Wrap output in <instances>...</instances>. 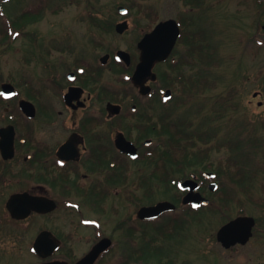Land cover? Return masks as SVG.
I'll list each match as a JSON object with an SVG mask.
<instances>
[{
  "label": "flooded vegetation",
  "instance_id": "1",
  "mask_svg": "<svg viewBox=\"0 0 264 264\" xmlns=\"http://www.w3.org/2000/svg\"><path fill=\"white\" fill-rule=\"evenodd\" d=\"M72 1L52 5L50 12L75 7V25L54 20L46 31L34 19H19L14 28L9 20L2 24L0 57L11 69L6 77L0 70V239L14 247H0V264H82L95 247L91 264H145L138 253L156 258L157 264H178L183 242L192 238L190 247H201L200 223L216 213L224 215V223L250 216L255 224L246 243L225 246L215 231L218 243L208 247L227 252L247 245L259 220L264 223V169L257 170L252 185L260 186L253 188L255 203L244 190L251 181L231 178L236 165L227 136L216 141L218 135L210 133L201 140L198 129L207 123L176 114L213 89L207 87L211 75L230 61L219 54L228 26L216 23L215 5H208V29L187 14L176 18L179 35L169 55L154 61L150 73L134 83L140 41L169 18L137 36L130 32V19L140 11L136 0ZM195 1L199 8L200 0ZM253 36L250 41L259 45L262 40ZM249 38L245 55L252 50ZM241 60L235 73L244 70ZM9 86L14 93L3 96ZM256 104L264 106V100ZM169 124L180 138L193 137L187 163L178 155L168 160ZM213 139L217 144L211 145ZM227 143V157L213 164L211 148L215 144L221 151ZM219 167L227 173L216 174ZM248 168L254 170V164L242 166ZM187 179L196 183L193 192L206 204L182 202L189 190L180 184ZM161 202L174 208L139 215ZM248 206L261 215L253 216Z\"/></svg>",
  "mask_w": 264,
  "mask_h": 264
},
{
  "label": "rangeland",
  "instance_id": "2",
  "mask_svg": "<svg viewBox=\"0 0 264 264\" xmlns=\"http://www.w3.org/2000/svg\"><path fill=\"white\" fill-rule=\"evenodd\" d=\"M103 1L105 3H113L116 0ZM35 2H37V4L42 2L51 6L47 8L39 19L42 29L46 31L54 20H64V22H72V20H74L75 7H64L58 15H53L52 12H50L52 5L66 4L67 0H8L6 2L0 0L1 10L6 13L4 15V13L0 12V25L6 24V20L9 18L8 15L13 18L15 15L20 14L21 11L32 9ZM75 2L78 1H72V3ZM136 2L137 5H139L140 11H135V16L133 15L130 19L132 24L130 32L132 35H141L144 30L148 29L159 20L165 18H177L179 20L181 15L185 14L195 22H198V25L208 29L209 24H211L210 16L212 15L210 14L208 5H215L213 16L216 18V23H219L220 26L226 25L223 28L228 26V28L224 29L228 30L223 33V38L226 37L228 40L222 45V49L219 52L221 56L230 59V61L226 63V69L223 66L222 71L216 70L215 75H211L212 81H209L207 87L212 86L214 88L206 91L207 96L201 94L198 103L185 106L176 113L179 116L188 115L193 123H207L205 125L206 127H203L202 124L198 129V131L202 133L201 140L207 136L210 137V133H212L214 136L218 135L216 141L219 140V137L225 135L228 138V142L232 144L233 141L242 139L247 134L243 132L245 130L239 129V123L242 122L240 119L250 118L251 120L264 121V106L259 107L256 104L257 100H264V28H262V25H264V0H203L204 3L202 2L199 8L187 3L186 0H136ZM75 24L74 22L71 23V25ZM253 35H256V38L262 40L259 42V45L255 43V40L252 42L250 41L251 38H255ZM248 38L251 42V44L249 42V47H251L252 50L245 55L243 53V45ZM223 40L224 39H221V41ZM255 48L258 51L257 55L254 54ZM6 57L8 58V56ZM241 58L244 60V70L240 69V71L235 73L237 68L242 65ZM159 68L160 67L157 69L159 70ZM8 69H11V67L5 66L4 56L0 57V70L3 71L4 77L10 73ZM255 91L260 92L258 97L252 96ZM215 94L216 100L213 99ZM174 98L175 96H173L172 100H174ZM221 116H231L233 119L227 121V118L225 120V118H220ZM234 118L238 120L235 121ZM235 122H237L238 125H236ZM174 129H176V126ZM204 130L206 135L204 134ZM188 136V138H181L183 144L189 145L193 142L191 134ZM216 141L213 139L211 145H213V142L217 144ZM192 147L187 149L189 154L192 152ZM218 148L219 147L214 144L210 150V159L213 164L218 161V158L222 159L224 156L227 157L229 152L227 148L230 150L228 143L226 149L221 148V151H218ZM171 150H173V148ZM259 158H262V154H259ZM260 162L259 160V163L254 164V171L264 168V165ZM258 187L260 186L258 185ZM258 187L255 186V190H258ZM254 198L258 199V196ZM248 207L249 210L253 212V216L261 215L260 211L255 206ZM235 211L236 209L232 207L230 213L234 214ZM208 217L206 222L200 223L199 226L197 237L198 244L201 247H190L194 245L192 238L185 240L183 242L184 247H181V253L178 255V264H182V262H188L190 264H264V223H262V220H259L255 228V234L247 245L234 247L224 252L220 250V247H208L209 245L218 243L214 239V234L216 229L225 221L224 215L222 213H216ZM0 247H14V245H12V241L5 242L0 239ZM137 259L142 262L146 261L145 264H157L158 262L156 258H152L151 256L145 257L141 253L137 254Z\"/></svg>",
  "mask_w": 264,
  "mask_h": 264
},
{
  "label": "water",
  "instance_id": "3",
  "mask_svg": "<svg viewBox=\"0 0 264 264\" xmlns=\"http://www.w3.org/2000/svg\"><path fill=\"white\" fill-rule=\"evenodd\" d=\"M122 28L123 25H120L119 30H121ZM178 33L179 30L176 22L172 19H169L157 24L150 33L146 34L143 37V39L139 43V48L141 49V61L137 66L135 75L133 76L134 83H139V77L143 78L150 73L151 66L154 61L164 60L168 56L172 47L174 46ZM7 88H5V90L7 89V92L5 90L3 92L7 94L11 93V87L9 86ZM181 185L182 187H187L190 190V192L183 197V203L193 202L198 204L201 200L204 203L206 202V200L203 199L198 193L192 192L196 186L195 182L186 180ZM15 198L16 197L12 198L10 200V203ZM173 208V204L169 202H162L153 207L142 208L139 212V215H155L161 211ZM253 224V218L247 216H239L225 223L218 229L217 240L225 246L234 244L236 242L245 243L251 235V228ZM36 244H39V240L36 241ZM98 248L99 247H95L94 251L86 256L81 261V263L91 264L98 252Z\"/></svg>",
  "mask_w": 264,
  "mask_h": 264
},
{
  "label": "trees",
  "instance_id": "4",
  "mask_svg": "<svg viewBox=\"0 0 264 264\" xmlns=\"http://www.w3.org/2000/svg\"><path fill=\"white\" fill-rule=\"evenodd\" d=\"M259 1V0H258ZM187 3L191 4L192 6L195 5L196 1L195 0H186ZM259 3V2H257ZM1 10V7H0ZM1 13H5V11L1 10ZM32 13H34L31 10H27L24 12L22 17L14 16L13 18H8L9 25L10 26H15L17 24V20L19 19H28L32 16ZM9 17V16H8ZM38 18V17H37ZM6 34V31L4 30L2 24L0 25V36H3ZM8 34V33H7ZM205 84H208V82H205ZM238 119H235L237 121ZM242 121V120H241ZM236 125L237 122H235ZM240 130H245L243 131L244 133H247L244 138L239 139L237 141H234L231 144V150L232 152V157H231V164L232 167L236 165V168L232 173L230 172L231 178L233 180H249L251 181L250 183L247 184V186L244 187V190L247 191L249 197H257L254 196L253 192V187L256 183V173L257 171H254L250 168L247 170L242 169V166H245L247 164H256L259 163V160L261 161L260 163L264 165V121H258V122H250L249 120H243L242 122L239 123ZM174 127H171L170 129V124L168 127L170 136L168 138V146L169 148H173V150L168 151V160L174 159L177 155L178 157H182L183 163L189 162V152L187 149L191 147V144L186 145L181 142V138L176 134L177 129H174ZM170 131H174L173 133ZM239 132V131H237ZM262 132V134L260 133ZM178 136V137H177ZM244 139V141H243ZM247 144V145H245ZM252 148L254 149L252 151ZM260 148V149H259ZM261 150L262 152V159L259 158V154L257 155V151ZM181 154V155H179ZM257 155V156H256ZM258 157V158H257ZM259 159V160H258ZM247 168V167H246ZM264 169V168H263ZM216 174L222 176L223 174H226V171H223L221 167L217 168L215 170ZM254 180V181H253ZM253 185V186H252ZM258 201V199H255V203ZM204 211H200V217H202Z\"/></svg>",
  "mask_w": 264,
  "mask_h": 264
}]
</instances>
